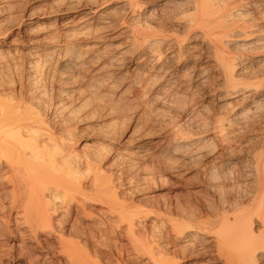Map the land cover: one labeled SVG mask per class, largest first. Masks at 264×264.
I'll list each match as a JSON object with an SVG mask.
<instances>
[{
  "label": "bare ground",
  "instance_id": "obj_1",
  "mask_svg": "<svg viewBox=\"0 0 264 264\" xmlns=\"http://www.w3.org/2000/svg\"><path fill=\"white\" fill-rule=\"evenodd\" d=\"M117 2L123 10L119 18L101 9L97 0H87L80 7L83 11L75 23L74 37L36 50L27 61V83L32 87L20 100L8 102L14 90L0 82V165L4 173L0 184L8 182L11 187L8 193L0 188V197H7L10 206L9 210H0V221L9 218L14 209L18 221L36 238L39 229L53 224L55 199L66 202L68 209L74 202L76 210L81 208L85 214L90 211L84 202L95 200L105 203L118 221H125L126 233L135 235L133 218L100 171L97 155L79 154L69 141L65 120L87 104L84 91L90 96H106L110 103L119 100L120 94L111 89L117 80L127 77L123 65L130 63L133 72L128 75L129 86L137 89L144 104L167 129L161 153L171 156L193 152L200 162L213 154L216 145L221 147L213 157L218 161L203 168L210 188L220 194V201L206 220L208 225H217L215 235L199 242L202 247L198 254L222 264H264V147L251 154V168L244 173L250 178V189L241 194L242 199L231 200L225 195L234 189V184L223 189L235 164L232 156L239 151L233 143V133H241L264 118V22L253 14L255 8L247 9L253 2ZM116 27L121 31L113 35L111 31ZM88 34L95 38L90 45L75 43ZM56 49L62 51L55 54ZM94 64H98L96 68L87 71ZM87 72L88 77L83 75ZM211 72L220 84L219 109L199 117L189 93L209 84ZM40 79L49 85L58 84L59 97L54 102H43L44 111L31 110L39 95ZM67 97L69 102L64 101ZM111 123H116L115 117ZM210 130L212 136L208 137L205 133ZM107 137L115 140L118 134ZM135 148L132 164L149 153L142 144ZM84 170L91 172L86 180ZM253 216L259 219L258 232L252 228ZM203 230L186 225L178 236L191 246L196 239L190 232L203 234ZM223 233L233 239V253L224 254L218 249ZM144 247L149 263L177 264L164 248L154 250L150 241Z\"/></svg>",
  "mask_w": 264,
  "mask_h": 264
},
{
  "label": "rangeland",
  "instance_id": "obj_2",
  "mask_svg": "<svg viewBox=\"0 0 264 264\" xmlns=\"http://www.w3.org/2000/svg\"><path fill=\"white\" fill-rule=\"evenodd\" d=\"M86 1L0 0V32L5 34L0 35V82L14 90L8 95V102H17L31 89V84L27 83L30 74L27 61L34 57L37 49L74 37L75 23L83 11L80 7ZM250 1L253 5L247 9L255 8L253 14L264 22V0ZM97 3L111 15L123 16L117 0H97ZM120 31L121 28L116 27L111 32L115 35ZM118 36L122 38V35ZM93 39L88 34L77 38L75 43L90 45L95 41ZM60 51L56 49L55 54ZM97 65L90 66L87 71L91 72ZM123 69L127 77L117 80L111 89V92L120 94L119 100L110 103L106 96H90L84 91L87 104L65 120L69 141L79 154L97 155L100 171L108 177L117 190V200L125 205L133 218L135 235L125 232V221H118L116 214L109 213L103 202H84L86 210L90 211L85 214L80 207L76 210L74 202L68 209L66 202L55 199L53 224L47 229H39L36 238L26 225L18 221L16 210L11 211L9 218L1 219L0 264H151L144 247L147 241L153 243L154 250L164 248L177 264H222L198 254L202 247L199 242L211 240L217 227L206 224V220L219 205L220 194L210 188L203 168L218 161L213 157L221 151L220 145H216L213 154H207L200 162L194 158L193 152L171 156L161 153V141L167 129L154 111L144 104L137 89L129 86L128 75L133 72L130 63H124ZM83 75L88 77V72ZM209 76V84L191 89L189 93V98L196 102L199 117L219 109V80L213 72ZM42 79L37 83L40 91L31 110L42 109L43 102H54L59 97V85H49ZM69 100L68 97L64 99L65 102ZM114 117L116 123L113 124L111 119ZM115 133L117 139L107 137ZM211 133L210 130L205 135L211 137ZM232 136L239 151L232 156L235 164L231 166L230 179L223 189L234 184V189L225 195L231 200H239L241 194L250 189V178L244 173L251 168V154L264 147V118ZM139 144L149 148V153L143 160L132 164V152ZM3 174L0 165V180ZM83 174L86 180L91 172L84 170ZM1 187L6 193L11 190L8 182L0 184ZM8 203L7 197H0V210H9ZM252 221V228L256 232L261 230L259 219L253 216ZM186 225L204 228L205 232H190L196 239L191 246L185 245L184 238L178 236V231ZM218 247L224 254L233 253V239L223 233ZM29 259H33L32 263Z\"/></svg>",
  "mask_w": 264,
  "mask_h": 264
}]
</instances>
